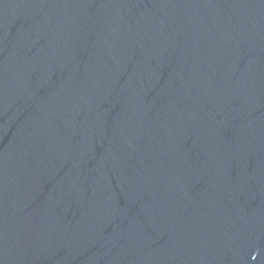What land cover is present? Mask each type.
Returning <instances> with one entry per match:
<instances>
[{"label":"water","instance_id":"water-1","mask_svg":"<svg viewBox=\"0 0 264 264\" xmlns=\"http://www.w3.org/2000/svg\"><path fill=\"white\" fill-rule=\"evenodd\" d=\"M0 264H264V0H0Z\"/></svg>","mask_w":264,"mask_h":264}]
</instances>
